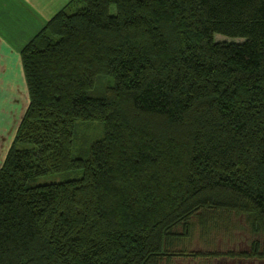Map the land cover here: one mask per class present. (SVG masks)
Wrapping results in <instances>:
<instances>
[{
    "label": "trees",
    "instance_id": "obj_1",
    "mask_svg": "<svg viewBox=\"0 0 264 264\" xmlns=\"http://www.w3.org/2000/svg\"><path fill=\"white\" fill-rule=\"evenodd\" d=\"M21 60L0 264L264 261V0H69ZM239 217L248 250H187Z\"/></svg>",
    "mask_w": 264,
    "mask_h": 264
},
{
    "label": "rangeland",
    "instance_id": "obj_2",
    "mask_svg": "<svg viewBox=\"0 0 264 264\" xmlns=\"http://www.w3.org/2000/svg\"><path fill=\"white\" fill-rule=\"evenodd\" d=\"M217 41L230 40L229 37L217 34L215 35ZM235 41H243L242 39H235ZM6 56L0 55V91H3L7 86L5 97L8 100L0 101L3 105L0 108V167L3 164V160L8 152L9 144L12 141V134L15 131V127L18 124L17 120H14L12 112L22 113L25 105L29 103L28 88L23 70L22 61H17L15 56L6 59ZM17 66L20 69H17ZM1 68L5 71L2 72ZM11 69V72H10ZM24 91V93H23ZM19 93L20 100L16 103L13 99L17 97ZM24 103V104H23ZM88 124H81L78 126V133L84 134L88 137L89 143L100 139L104 135V127L100 122L86 121ZM9 135V136H8ZM3 147V148H2ZM77 176L76 172H57L49 175L41 176L38 179V183L62 181L68 178H74ZM237 226L232 228L230 233L214 230L211 236L205 238L201 237L198 227H195L190 240L185 244L188 251H242L248 250L250 247V241L252 239L251 234L244 226V218H236ZM167 264H264V261H257L252 259H240L231 258L228 256L223 257H175L170 263Z\"/></svg>",
    "mask_w": 264,
    "mask_h": 264
},
{
    "label": "crops",
    "instance_id": "obj_3",
    "mask_svg": "<svg viewBox=\"0 0 264 264\" xmlns=\"http://www.w3.org/2000/svg\"><path fill=\"white\" fill-rule=\"evenodd\" d=\"M68 2L69 0H0V55L6 56V59L11 57L15 58L16 56L17 61L21 60V51L26 44L31 41L52 16L60 11ZM17 69H20V67L17 66ZM1 70L5 72L2 68ZM7 86L3 88V91H0V101L8 100V98L5 97ZM19 100L20 97L18 93L17 97L13 99V102L16 103ZM28 104L29 103L25 105L22 113L12 112L14 120L18 122L12 134V138L15 136ZM2 105L1 103L0 108Z\"/></svg>",
    "mask_w": 264,
    "mask_h": 264
}]
</instances>
